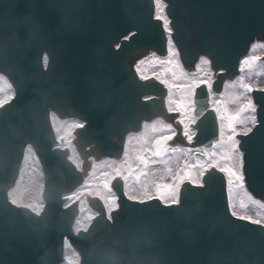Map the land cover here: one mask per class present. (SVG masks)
Listing matches in <instances>:
<instances>
[{"label":"water","instance_id":"obj_1","mask_svg":"<svg viewBox=\"0 0 264 264\" xmlns=\"http://www.w3.org/2000/svg\"><path fill=\"white\" fill-rule=\"evenodd\" d=\"M164 1L182 63L192 71L201 54L208 56L212 88L220 93L240 73L251 43L264 41V0ZM154 12V0H0V74L15 88L0 107V264H60L65 237L80 264H264V225L231 215L224 174L216 168L205 174L204 188L184 183L181 202L171 209L127 198L118 179L112 185L119 207L111 218L90 197L97 216L87 230H73L78 199L64 207L63 194L89 173L90 157L120 158L127 134L144 121H179L166 113L165 85L135 69L151 51L166 55L167 34ZM252 95L258 124L239 136L240 148L246 186L264 201V89ZM194 102L193 140L173 122L178 136L171 145L209 148L218 140L205 84ZM51 111L84 121L73 140L83 170L68 159V148L54 147ZM27 144L45 172L40 214L7 198Z\"/></svg>","mask_w":264,"mask_h":264},{"label":"bare ground","instance_id":"obj_2","mask_svg":"<svg viewBox=\"0 0 264 264\" xmlns=\"http://www.w3.org/2000/svg\"><path fill=\"white\" fill-rule=\"evenodd\" d=\"M161 6H166L167 7V4H166V2L164 0H162V5ZM166 7H165V14L167 15ZM156 10H157V5H155L154 16H155ZM260 42H263V41H257L256 40V41L251 43V46H250L247 54L244 57L241 58V61H240V68L241 69H242V66H243L242 62L244 60H246V58L252 52V50L254 49V47L256 45H258L260 47L259 55L263 52L264 44H262ZM176 49L178 51V56L175 59L179 62L180 68L183 69V72H184V74H185V76H186V78L188 80V83L189 82H194V81L200 79L201 76H203L204 71H206V70H208V73L210 72L209 70H211V75H212V69H211L210 65H204L202 63V58H207L208 60H210L208 56L201 54L200 55V59H198L195 62L196 65L194 66L193 70L191 72H189L188 69L182 63V60L180 58L179 49H178L177 46H176ZM44 60H45V57H44ZM168 60H169V56H168V46H167L166 55L158 54L156 52H152L151 51L147 55H145L143 58H141L138 61L139 63L138 62L135 63V69L136 68H141L143 71H145V73L143 72L144 76L149 77L151 75H155L156 79H158L159 81H163L164 79H162L158 74H160V72H162L163 69H165V68H167L168 66L171 65V64H169L167 62ZM138 75L140 76L141 74H138ZM239 77L240 76H238L237 78H239ZM212 79H213V75H212ZM236 79H234V80H236ZM7 80L8 79H7L6 76L0 75V97L2 96L0 99L5 98V97H10L12 95V87H11V85L9 84V82ZM4 81L7 84L6 87H4V85L2 83ZM210 82H211V80H210ZM230 82H232V81H230ZM228 84H229V82L224 85V88L222 89V91L226 89V86ZM164 85L167 88V93H166V96H165L166 113L167 114H173V112L177 111V105L174 102L175 101L179 102V98H177V94L173 95L175 93V90L170 88L168 83L167 84L164 83ZM251 87L259 88L261 86L260 85H254V86H251ZM209 93H210L209 102H212L213 101V93L214 92H212V90H210ZM193 94H194V91L191 92L192 96H193ZM193 107L194 106H193V102H192V104L188 108V111L192 112ZM182 114H183V112H181L180 116L178 114L179 121L180 120H184L187 123L190 120L196 121V119H197V117L195 115L187 116L188 112L185 114V116L182 115ZM169 119L172 120L174 122V124L175 125L177 124V126H178V123L174 119H172V118H169ZM164 120L165 119H162V118L152 119L151 122L144 123L142 125V127L140 128V130L138 129L134 133L136 135H139V136H147V135H149L148 137H150L151 141L153 140V142L156 141V137L161 135V132H159V131L153 132V128L154 127L157 130L164 129L165 132L162 133L164 135H174V132L176 131V129L172 125L170 126V125L166 124ZM53 121L54 122H59L64 127H67L68 125L73 123L72 121H74V119H71L69 117H64V118L61 119V118H58L57 116H55L53 114L52 115V122ZM181 127H182V125H181ZM53 128H54V124H53ZM169 128L172 129V132H169L167 130ZM193 131H195V130L193 129ZM72 138H73V135L71 136L70 142H58V145L70 147L69 158L76 165L77 164L80 165L81 164V161H80L81 159H80V157L78 155L79 152H78V150L76 151V149L72 146L73 145ZM220 139H221V137L219 135V138L214 143V145L216 143H218V141H220ZM131 145H132V143L130 142V136H129V139L127 140V142H125V151L126 152L131 147ZM214 145H211V147H209V148H206L204 146L194 147L193 148L194 150L193 151H189V152H188L187 148H185V147L182 148L181 150L170 151V153L168 155V158H167V162L170 161L171 159H175V163L176 164L174 163V166H171L170 164H168L170 166H168L166 172H164V173L161 171V169L158 168V166H152L151 170L149 168V170H150L149 173L144 177V183H145L146 189H148L151 192H154L155 188L158 185L165 184L166 181H163V177L165 175H168V177H170L171 179L174 177L173 180H175V178H177V176H179L178 174L181 173V171H183V175H184V172L187 169V165L188 166L191 165L192 159L194 158L195 154L201 153V154L205 155V152H216V149H217L216 145L217 144L215 146ZM171 147L176 148L175 146H171ZM216 153H217V155L219 154V152H216ZM184 159H187L190 162V164L188 162V164H186V168H184L182 170L181 169V161L184 160ZM25 161L26 160H24V159L22 160V164H21V167H20V173H19V176L17 178V181L14 183L13 187L10 190H8L7 197L9 198V200L12 203H14V204H16L18 206H28V207H34L35 206L36 207V211L38 212V210L40 208V205L43 202L42 198H39L38 201L35 200L37 198L35 196H39L41 194L42 187H43V177L41 175V169H40V166H39V162H38V160H37V158L35 157L34 154H33V161H30V163L28 165L26 164ZM121 162L122 161H120L118 159H116V160L113 159V160H105L104 162L99 163V164H94L93 167L89 168V173H86L84 175L83 180L75 188V190L72 191V194H70V196L75 194V193H77L79 190H81L83 187H85V185L88 184V182L94 183V180H96V179H98V181H101V179L104 178L106 176V174L108 173L107 172L108 169H112L113 170V171L111 170V173L113 175L116 174V171L119 168H121L120 167L121 166ZM163 162L165 163L164 165H167V162H165L164 160H163ZM173 162H174V160H173ZM151 165H152V163H151ZM34 167L36 169H34ZM143 169H144V167L140 168L139 172L141 173L143 171ZM34 170L38 172V176H35V179L33 181L32 186L27 187V184H23V186L21 187V189H19V192H18V185H19V181H20V178L22 176V173H24L25 171L30 172V171H34ZM124 174H127V173H124ZM138 175H139V173H138ZM27 178H29V175H27ZM121 178L123 180V186H124V189L126 191L125 193L129 197H132V198H143V196H149V195H143L144 192H145V190H144L145 187L144 186L143 187H139V186H137L135 184L132 186V182H130V181L129 182H125L126 178L124 177V175L121 176ZM224 179H225V182H226V185H227V190H228L229 199H230V192H231L230 189L231 188L227 184V177H226L225 174H224ZM173 180H172V182H173ZM112 181H113V177L110 180V184L112 183ZM240 185H241V187L246 189L244 182H242V184H240ZM111 187H112V185H111ZM236 187H238V186H236ZM16 191H17V197H18L17 202H15L12 199V197L14 196ZM108 192H109L108 195H105V197L98 196V199L105 205L106 215H107V217H110L111 216V209L109 207L108 200L111 199V198L114 199L115 203H116V206H118V199L115 196L116 195L115 192L111 188H110V190ZM94 194L95 193L93 191H90V192H84L83 194H80V195H76V197L73 198V199H71L69 197H64L63 198V199H65L64 202H65L66 205L67 204H71L72 202H75L76 199H78L77 200V212L75 214V222H74V231L76 233H77L78 230H86L89 227V225L91 224V222L93 221V219L97 216L96 210L93 209L91 207V205L89 204V199L91 200L90 197L91 196L93 197ZM249 195L251 197H253L252 194L249 193ZM66 205H64V206H66ZM85 208H87V210L92 213V217L90 218V220L88 222V225L85 228H78V223L77 222H78L79 218L81 217V215L82 214L83 215L84 214L87 215L86 213H84V209ZM237 214H239V213H237ZM63 246L65 248V253H64V259L65 260H64L63 264H69L68 262H66V257H67L66 251H67V248H72V250L75 251V252H77V250H76L75 246L70 242V240L67 237L64 238ZM77 260H78L77 264H79L80 263V256L79 255L77 257Z\"/></svg>","mask_w":264,"mask_h":264},{"label":"rangeland","instance_id":"obj_3","mask_svg":"<svg viewBox=\"0 0 264 264\" xmlns=\"http://www.w3.org/2000/svg\"><path fill=\"white\" fill-rule=\"evenodd\" d=\"M259 52L260 47L256 45L252 52L248 55L246 58L247 60H250L251 62L249 64H244L242 66V73L239 78H237L235 81L230 82L227 86L224 92L220 96H214L213 102L214 106L217 108H220L221 113L227 115V114H235L237 113L240 108L248 103V100L250 99V93L246 92L244 88L241 87V84H249L251 86L254 85H260L263 88L264 87V63L259 61ZM255 58V59H253ZM179 63V62H178ZM203 66V65H202ZM208 73V70L204 71L203 76H201L200 79L196 81H202V80H212L211 70ZM145 73V71H143ZM144 75V74H143ZM162 79L166 80L169 84L170 88L175 90V93L173 95L177 94V98H179V101H183L184 105L186 106L185 113L188 112L187 116H191L192 112L188 111V108L192 104V95L191 92L194 91L195 88V81L189 82L183 72V69L176 66L175 63L171 64L167 68L163 69L160 74H158ZM4 87L7 86L6 82H2ZM256 88V87H252ZM252 115H255V113L251 112H244L241 113V120H250V117ZM75 121V122H74ZM72 121L70 125L67 127H64L59 122H54V129L57 134L58 139H60L62 142H70L72 131L73 129L79 125V122L77 120ZM222 124L225 126L227 125V120H223ZM242 124H237L238 130L242 127ZM163 130V129H162ZM159 130L153 128V132H157ZM160 132V131H159ZM147 136H139L136 134H132L130 136V142L132 143L131 147L126 152V155L124 159L121 162V171H127V180L128 182H132V186L135 184L139 187H143L142 183L144 180V177L149 173L152 166H158L159 169L164 173L166 172L168 166H174L175 159H171L167 162V165H164L165 163L163 160H165V156L170 153L168 148H160L157 144V141L160 140L161 137H156V141H151L150 137ZM155 146V147H154ZM155 148V149H154ZM216 152H219V154L215 157H212L211 159L213 161H219L221 166H224L225 161L220 160V153L224 151V145L217 143L216 145ZM27 158L25 159L26 164L28 165L30 161H33V151L31 149H28L27 152ZM174 160V162H173ZM208 160L210 161V158L208 157ZM153 161V162H152ZM143 162L144 163V169L141 172L139 177H134L131 174V171L134 169L137 163ZM170 162V163H169ZM152 163V165H151ZM173 163V164H172ZM126 164V165H125ZM170 164V165H168ZM176 164V163H175ZM191 165H187V168H189ZM150 168V170H149ZM186 168V163L181 166V169L183 170ZM34 169H36L34 167ZM112 169L107 170V174L104 178L101 179V181H98V179L94 180V183L88 182V184L85 185L81 190H79L77 193L71 195V199L75 198L76 195L83 194L84 192H90L93 191L95 194L101 195L105 197V195L109 194V183L110 180L113 177V174L111 173ZM199 170V169H198ZM113 171V170H112ZM122 171V172H123ZM197 172L194 170V174ZM119 173V172H118ZM198 173V172H197ZM27 175H29V178H27ZM164 175V174H163ZM177 178L183 177V171L178 174ZM35 176H38L37 171H25L22 173V176L19 181L18 185V192L19 189L23 186V184H27V187L32 186L33 181L35 179ZM175 178V179H177ZM174 179V177L171 179L168 177V175H165L163 177V181L170 182ZM174 182V181H173ZM169 184V183H165ZM145 187V183H144ZM230 205L234 212L239 213L240 216H249L254 220H260L262 223H264V203L261 201H258L251 197L246 189L241 187L239 185L231 186L230 187ZM145 192L144 194L148 195L146 187L144 188ZM156 193V188H155ZM12 199L17 202V191L15 192ZM36 201L39 200V198L35 199ZM109 207L112 208L115 205L114 199L108 200ZM40 204V203H39ZM35 207V206H34ZM36 208V207H35ZM84 213L87 215H81V217L78 220V228H85L88 225V222L90 218L92 217V213L87 210V208L84 209ZM66 262L69 264H77V257L78 254L72 250V248H67L66 251Z\"/></svg>","mask_w":264,"mask_h":264},{"label":"snow or ice","instance_id":"obj_4","mask_svg":"<svg viewBox=\"0 0 264 264\" xmlns=\"http://www.w3.org/2000/svg\"><path fill=\"white\" fill-rule=\"evenodd\" d=\"M157 5V10L155 13L154 18L161 22V25L167 34V46H168V56L169 60L167 61L169 64L175 63L177 67H179L178 61L175 59L178 56V51L176 49L175 43L172 39V32L173 29L171 27V20L165 14V7L162 5V0H155ZM118 48L120 46H117ZM255 59V58H253ZM250 60H244L242 63L249 64ZM139 63V62H138ZM202 63L204 65H210V60L207 58H202ZM45 64H47V57L45 58ZM136 72L141 74V78L146 79L148 77L142 75L143 70L141 68H136ZM162 83L167 84L166 80L161 81ZM201 84H205L209 90H211L212 84L209 80L205 79L202 81H195V89L200 87ZM241 87L246 90V92L250 93L253 91V88L249 84H241ZM177 105V112L181 113L186 111V106L184 105L183 101H175ZM218 117L221 121L227 120V125L221 124L220 128V141L219 144L224 145V151L220 153V160L225 161L224 166H221L219 161H213L211 158L217 156L216 152H205V155L210 158L209 163L202 164V165H192L187 168L184 172V176L179 178L178 181L174 184H162L158 185L156 188V195L155 196H145L143 199H138V202L141 204L149 203L152 200L159 201L165 208H175L178 207L180 204V190L182 185L184 184L185 180L194 187L197 188H204V177L205 174L212 168H217L221 173H224L227 177V184L231 187L233 184L240 185L244 181L245 177L243 174V153L240 151L239 144L240 141L237 139L238 136H248L250 133L253 132L254 128L258 124L255 115L250 117V120H241V113L244 112H251L255 113L256 106L252 102L251 99L248 100V103L243 105L240 110L235 114H223L220 111V108L217 107L214 109ZM182 125V134L186 138L188 142L193 140L195 136V132L192 129V125L195 123L194 120H190L189 122H185L184 120L178 121ZM242 124L243 126L238 130L237 124ZM169 132H172V129H167ZM175 135H164L161 136L160 140L157 141L159 146L164 148L168 147V142L174 139ZM199 167L201 171L199 173L195 172L194 170ZM231 206V205H230ZM118 207V206H117ZM232 216L240 219V220H247L252 224H261L260 220H254L249 216H238L236 212L231 213Z\"/></svg>","mask_w":264,"mask_h":264}]
</instances>
